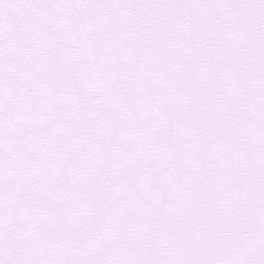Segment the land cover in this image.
I'll return each mask as SVG.
<instances>
[{
    "label": "snow or ice",
    "instance_id": "obj_1",
    "mask_svg": "<svg viewBox=\"0 0 264 264\" xmlns=\"http://www.w3.org/2000/svg\"><path fill=\"white\" fill-rule=\"evenodd\" d=\"M0 264H264V0H0Z\"/></svg>",
    "mask_w": 264,
    "mask_h": 264
}]
</instances>
